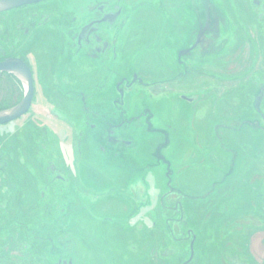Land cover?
<instances>
[{
    "label": "rangeland",
    "instance_id": "374dc122",
    "mask_svg": "<svg viewBox=\"0 0 264 264\" xmlns=\"http://www.w3.org/2000/svg\"><path fill=\"white\" fill-rule=\"evenodd\" d=\"M190 14L180 9L179 18L187 20ZM231 30L223 35L228 41V85L221 91L212 86V94L218 97L196 104L174 95L171 84L157 83L177 67L175 29L132 24L118 32L110 69L117 76L126 69L138 71L149 86L135 85L125 91L123 109L130 119L116 125L121 121L116 112L115 125L117 133L131 143L125 149L115 146L110 153L118 155L113 157L99 152L91 128L112 111L101 102V112L106 114L93 118L95 100L105 98L87 101L88 111H82L77 92L72 101L69 95L59 97L67 105H56L41 87L45 75H39L30 111L0 126V213L43 210L47 204L53 211L92 210V194L99 192L108 197L93 211L103 223L108 220L127 228L124 244L130 242L131 258L138 259L146 249V264H181L189 256L190 230L194 253L188 264H264V122L252 106L253 95L264 82V54L252 47L249 26L242 25V32L235 34L241 40L237 46ZM5 46L11 49V43ZM219 52L225 54L223 48ZM236 80L243 90L231 83ZM23 91L21 83L18 87L12 79L2 78L0 103L13 105ZM198 92L189 91L196 96ZM259 109L264 116V95ZM243 120H257L260 128L242 126ZM217 123L241 125V130L222 131ZM165 139L160 156L168 162L169 182L168 166L155 157L156 145ZM227 146L234 154L226 151ZM230 166L232 175L224 177ZM64 177L69 184L62 183ZM41 194H51V201H40ZM22 253L17 248L0 264H15Z\"/></svg>",
    "mask_w": 264,
    "mask_h": 264
},
{
    "label": "flooded vegetation",
    "instance_id": "af4514ba",
    "mask_svg": "<svg viewBox=\"0 0 264 264\" xmlns=\"http://www.w3.org/2000/svg\"><path fill=\"white\" fill-rule=\"evenodd\" d=\"M180 9L192 16L190 14L187 20H180ZM132 24L171 27L176 30L173 37L178 40L175 42V38H171V41L175 42L173 54L174 65L177 67L175 71L167 73L170 77L156 82L159 85L171 84L175 91H170L191 104L211 97L214 99L217 95L212 94V86H218L221 91L228 85L225 81V74L228 73L225 44L228 41L223 35L229 27H232L231 36L237 46L241 44V40L235 34L242 32V25L249 26L252 47L264 54V0H40L2 9L0 63L6 60L22 61L29 71L32 88L28 110L7 123L19 120L30 111L35 84L40 83L39 75H45V82L40 85L49 92L51 103L56 105H67L59 97L69 95V101L74 100V93L77 92L79 94L76 100L82 111H88L87 101L104 97L105 99L95 100L97 109L92 112L93 118L99 113L106 114L105 111L101 112V102H107L112 107V111L102 117L103 123L91 126L99 152L103 155L109 153L113 157L118 155V152L110 153L115 146L120 149L128 148L126 145L131 143L130 140L116 131V125L126 124L130 119L123 109L125 91L135 85H149L135 70L126 69L117 76L108 63L116 56V43L120 35L118 32ZM6 43H11L10 50L6 49ZM222 48L225 54L219 55ZM21 50H26L27 54H23ZM100 69L103 70L101 80L98 77L102 71ZM87 72L90 73L84 74ZM84 75L88 76L84 78ZM4 77L12 79V83L18 87L21 83L24 91L20 100L13 105L4 107L0 103V112L18 105L27 90V82L19 72L0 70L1 86ZM231 83L237 85L239 90L244 89L240 81ZM190 90L199 91L198 96L189 93ZM263 95L264 82L258 86L252 100L253 109L262 122L264 116L259 106ZM116 112L121 120L118 124L115 122ZM245 124L260 128L257 120H243L241 125ZM241 125L217 123L216 127L222 131L229 129L238 133ZM217 128L214 127V133L219 142ZM164 144H167V139L163 144L156 145L155 157L168 166L166 179L169 182L168 162L160 156V148ZM226 151L234 154L229 146ZM232 170L233 167L230 166L224 177L232 175ZM64 171L67 172V167ZM64 178L66 181L62 183L69 184L70 180ZM66 190L65 186L64 192ZM104 195L93 193L92 210L87 211H72L64 207L53 211L49 210L47 204L43 206V210L0 213V260H6V256H12L11 252L19 248L22 249L23 256L15 264H146V249L141 250L143 252L139 255L140 258H131L130 242L124 244L128 236L127 228L117 227L108 220L103 223L100 221L101 217L93 211L98 202L108 197ZM51 198V194H41L40 201L46 200L48 203ZM126 202L129 203V199L124 200V204ZM187 235L191 238L188 244L189 256L181 264H188L194 253V235L190 230H187Z\"/></svg>",
    "mask_w": 264,
    "mask_h": 264
},
{
    "label": "water",
    "instance_id": "95a60500",
    "mask_svg": "<svg viewBox=\"0 0 264 264\" xmlns=\"http://www.w3.org/2000/svg\"><path fill=\"white\" fill-rule=\"evenodd\" d=\"M37 1L40 0H0V10L11 8L21 4L37 2ZM0 70L17 71L19 72L21 77L27 82V90L21 102L15 107L0 112V124H4L21 116L28 110L29 105L31 103L32 88H31L29 71L26 65L22 61L6 60L5 62L0 63Z\"/></svg>",
    "mask_w": 264,
    "mask_h": 264
}]
</instances>
